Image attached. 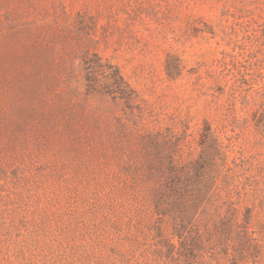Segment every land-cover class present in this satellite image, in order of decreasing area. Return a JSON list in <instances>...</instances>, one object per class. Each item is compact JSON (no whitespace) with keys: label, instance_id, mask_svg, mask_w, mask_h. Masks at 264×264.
Wrapping results in <instances>:
<instances>
[{"label":"rangeland","instance_id":"374dc122","mask_svg":"<svg viewBox=\"0 0 264 264\" xmlns=\"http://www.w3.org/2000/svg\"><path fill=\"white\" fill-rule=\"evenodd\" d=\"M0 264H264V0H0Z\"/></svg>","mask_w":264,"mask_h":264},{"label":"trees","instance_id":"16d2710c","mask_svg":"<svg viewBox=\"0 0 264 264\" xmlns=\"http://www.w3.org/2000/svg\"><path fill=\"white\" fill-rule=\"evenodd\" d=\"M244 240H246L245 236H244V237H242V242H244Z\"/></svg>","mask_w":264,"mask_h":264}]
</instances>
